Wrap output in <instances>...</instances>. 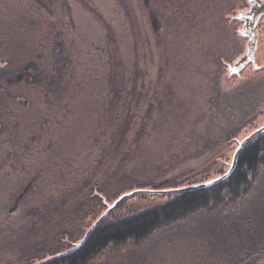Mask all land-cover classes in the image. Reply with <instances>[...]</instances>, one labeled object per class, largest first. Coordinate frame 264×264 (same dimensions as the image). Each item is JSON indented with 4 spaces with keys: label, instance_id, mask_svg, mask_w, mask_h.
<instances>
[{
    "label": "rangeland",
    "instance_id": "rangeland-1",
    "mask_svg": "<svg viewBox=\"0 0 264 264\" xmlns=\"http://www.w3.org/2000/svg\"><path fill=\"white\" fill-rule=\"evenodd\" d=\"M250 8V0H0V67L20 73L0 78V264L71 250L114 201L91 199L95 182L112 194L133 188L128 180L186 184L228 171L239 141L264 125L262 16L254 59L229 71L247 53L240 15ZM149 111L147 135L131 148ZM126 151L132 158L118 171ZM89 264H264V164L247 194Z\"/></svg>",
    "mask_w": 264,
    "mask_h": 264
},
{
    "label": "trees",
    "instance_id": "trees-1",
    "mask_svg": "<svg viewBox=\"0 0 264 264\" xmlns=\"http://www.w3.org/2000/svg\"><path fill=\"white\" fill-rule=\"evenodd\" d=\"M27 68L26 71L29 75L35 73V69L33 68L36 67L28 66ZM36 71H38L37 68ZM144 118L145 119L142 120L132 139L131 148L138 146L147 135L149 122L150 119H152L151 112H147V115H145ZM128 120V118H124V134L128 129ZM228 134L231 136L232 133L230 132ZM210 140L215 141L214 138ZM212 147V145H204V148ZM131 155V151H126L124 153L121 165L117 168L118 171H121L129 162L132 158ZM263 164L264 133L247 145L240 155L236 170L225 181L208 188L195 189L170 195L133 196L112 210L106 219L89 234L86 242L80 248L73 252H69L70 250H68L64 252L65 254L63 255H61L60 252H55L52 255L50 254L51 257L47 256L46 258L40 259L35 264H89L97 255L109 247L120 245L130 240L140 241L154 233L156 230L181 220L198 210L210 208L212 205L224 201L225 198L230 197L231 199L236 200L248 193L252 179L255 178L260 166ZM208 172L209 170H207L206 174L203 172L200 173L201 178H192L186 184H180L176 181L177 178H172L162 182H159L156 179L142 180L138 182L140 184L135 186L128 184L131 182V180H128L126 187H133L129 189V191H131L136 188L167 189L189 186L216 177V175L211 177ZM218 172L219 175L223 173V171L220 170ZM136 183L137 182H135V184ZM91 189L93 190L90 196L91 199L95 198L99 201L100 196L102 199L106 198L107 201L111 199L115 201L120 195L126 192L124 191L123 185L121 188L117 187L116 191L112 194L108 193L101 188V185H99L98 182H95ZM135 198H138L139 201L135 202ZM164 198L167 200H164ZM114 201L110 203H113ZM129 202L131 203L129 204ZM106 209L107 208H105V210ZM117 210H122L120 216L113 221H109V217L115 214ZM74 246L75 244H73L72 248Z\"/></svg>",
    "mask_w": 264,
    "mask_h": 264
},
{
    "label": "water",
    "instance_id": "water-1",
    "mask_svg": "<svg viewBox=\"0 0 264 264\" xmlns=\"http://www.w3.org/2000/svg\"><path fill=\"white\" fill-rule=\"evenodd\" d=\"M251 8L240 15L241 19L244 20V27L241 30V33L248 36V49L246 55H244L234 66L229 68L230 73H238L248 62L254 59L257 43H258V20L260 16L264 15V0H250ZM18 71H15L10 68L0 67V78H12L19 75ZM264 133V125L256 128L241 141H239L238 146L233 154L229 169L224 174L219 175L218 177L212 178L208 181L197 183L194 185L177 187V188H167V189H151V188H136L126 193L120 195L113 203H107V209L99 216L96 222L93 224L91 229L85 235V237L69 251L73 252L80 248L87 240L89 234L95 230L105 219L106 217L114 210L118 205H120L125 200H128L136 195H170L176 193L187 192L195 189L208 188L214 185H217L227 178H229L237 168L240 155L255 138ZM29 186L26 187L27 190ZM23 194L20 195L22 197ZM65 253H61L63 255Z\"/></svg>",
    "mask_w": 264,
    "mask_h": 264
},
{
    "label": "flooded vegetation",
    "instance_id": "flooded-vegetation-1",
    "mask_svg": "<svg viewBox=\"0 0 264 264\" xmlns=\"http://www.w3.org/2000/svg\"><path fill=\"white\" fill-rule=\"evenodd\" d=\"M261 18H264V15H263ZM261 18H259V20H258V24H259V21H260ZM258 32H259V26H258ZM1 78H3V77H1ZM27 186H29V188H28V190H29V189L31 188V186H32V182H29ZM25 188H26V187H25ZM28 190H27V191H28Z\"/></svg>",
    "mask_w": 264,
    "mask_h": 264
}]
</instances>
